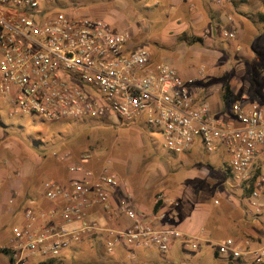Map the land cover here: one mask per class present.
<instances>
[{
	"label": "built area",
	"instance_id": "1",
	"mask_svg": "<svg viewBox=\"0 0 264 264\" xmlns=\"http://www.w3.org/2000/svg\"><path fill=\"white\" fill-rule=\"evenodd\" d=\"M71 1L0 0V95L8 98L11 115L37 116L47 124L92 119L141 123L158 131L175 157L200 148L209 155L225 149L234 182L242 191L252 184L249 199L259 200L264 192V101L244 97L225 114L214 115L187 79L173 66L156 63L132 34L115 32L101 19L65 13ZM225 36L233 40L236 33L226 31ZM56 158L72 160L70 153ZM68 171L73 178L67 183L45 185L52 207L30 206L23 226L14 227L11 264L55 259L94 236L102 238L97 247L105 255L130 249L166 255L175 242L198 250L196 241L170 227L165 212L139 209L111 169L71 162ZM118 190L125 198L115 205ZM162 202H168L165 196L154 206ZM216 252L264 264V244L251 250L228 239Z\"/></svg>",
	"mask_w": 264,
	"mask_h": 264
},
{
	"label": "rangeland",
	"instance_id": "2",
	"mask_svg": "<svg viewBox=\"0 0 264 264\" xmlns=\"http://www.w3.org/2000/svg\"><path fill=\"white\" fill-rule=\"evenodd\" d=\"M160 1L72 0L64 10L72 17L101 19L112 25L115 32L132 34L136 45L150 50L156 63L173 66L187 79L188 87L199 100L208 102L211 97V103L221 106L224 86L229 85L236 98L247 93L252 99L264 101V41H255L263 24L250 27L253 40L249 37L218 39V35H214L213 45L193 44L194 37L181 36L180 31L171 29L169 9L163 4L157 5ZM0 145L19 150L25 160L41 163L39 168L45 173H48L46 170H65L71 162L97 171L105 167L111 169L122 184L134 188L138 194H145L147 203L167 195L170 201L163 202L169 205L165 213L170 227L175 229L187 219L186 202L190 201L192 208L199 204L211 211L209 230L217 227L213 225L216 222L227 224L231 215L218 214L226 205H231L244 211L249 219L262 222L259 228L264 231V192L259 200H249L243 191L231 189L234 180L228 157L217 153L209 155L203 149L172 156L165 149L159 132L141 123L124 125L121 121L114 124L106 119H92L47 124L37 116L11 115L8 98L0 95ZM66 153L71 154V162L60 163L56 157ZM87 155L91 160L86 162L83 157ZM213 164L215 168L211 170ZM173 191L181 196L180 200L173 199ZM29 207L27 203L24 210ZM228 231L231 233L230 229ZM222 235L223 231H218L212 237L196 240L197 251L185 249L180 242H175L166 257L156 250H146L147 264H239L228 262L223 255L216 256L218 244L226 239L222 240ZM96 247L83 243L78 255L69 258L67 255L66 259L69 264H124L125 258L119 251L110 256ZM7 260V255L0 256V263Z\"/></svg>",
	"mask_w": 264,
	"mask_h": 264
},
{
	"label": "crops",
	"instance_id": "3",
	"mask_svg": "<svg viewBox=\"0 0 264 264\" xmlns=\"http://www.w3.org/2000/svg\"><path fill=\"white\" fill-rule=\"evenodd\" d=\"M215 1L216 0H161V4L158 3L157 5L163 4L165 7H168L170 21H172L171 29L180 31L181 36L190 35L196 39H202L200 43L202 45H213L214 42L212 41V37L214 35H218V39H227L225 32L233 30L237 35L235 39L241 40L249 37V40H253L254 34L251 33L250 27L253 25L261 27L262 24L264 25V0H223L222 5H218ZM226 28L230 29L227 30ZM256 37H259V39L255 41H264V28L262 31H259ZM244 97H248L250 101H259V99H252L246 93L239 98L235 97L230 106ZM210 100L211 97L208 99V103L214 115L220 116L223 113L225 114L229 109V106L224 102H222L223 104L221 106L217 107L211 103ZM9 149L15 152L13 153L14 155L8 151ZM199 150H202V148L196 149L192 153ZM217 154L222 157H228L225 149L220 150ZM40 164L30 159L25 160L23 154L15 148L0 145V248L10 246L11 239L13 238V226H19V222H21L20 226H23L24 206L27 205V203H29V206H35L38 209H50L52 207V204L48 203L45 199L46 183L55 180L60 182V184H64L73 178V175L68 171V167L65 170L59 169V171L45 169L48 172L45 173V171L39 168ZM213 168H215L214 164L210 166L211 170ZM202 173L205 172L203 171ZM232 188L236 189V191H242L235 182L231 185V189ZM128 190L139 209L145 211L154 210V199H150V202L147 203L145 200H147L148 197H146L145 194L136 193L134 188H128ZM173 192H170L174 197L173 199L175 201L180 200L181 196H178L177 192ZM165 197L170 201L167 195H165ZM169 197L171 196L169 195ZM231 197L234 199V194H231ZM124 198V195L119 190L113 194L115 205L124 200ZM217 202L219 201L217 200L216 204ZM164 203L162 202L158 213L168 212L169 205ZM186 203V210L189 211V215L183 223L179 224L178 230L190 240L196 241L203 237H212L215 232L223 231L224 235H222V240L225 238L227 240L234 239L238 241L239 246L244 249L254 250L264 244V231L262 228H259L263 223L259 222L257 219H249L244 211L242 212L231 205H226L218 215H231L230 219L227 220V224L220 225V223L216 222L213 225H217V227L214 230H209L208 224H210L211 221V211L208 210V208H203V206L199 204H195L194 208H192L190 201ZM182 205L183 202H181V205L178 207L179 210H181ZM229 229L231 233H228ZM101 239L100 236L94 241L92 238H88L83 243L88 244L89 242L97 246V244L101 242ZM175 244L176 243L173 244L171 251L174 249ZM79 247L80 246H74L65 251L60 257H56L52 260H41L36 258L32 260L30 264H42L45 262L69 264L67 259L71 255H78ZM96 248L98 250V247ZM121 251L124 253V264L148 263L149 258L145 254L146 250L130 249ZM166 256L168 255L166 254L164 257ZM223 256L225 257V255ZM100 257L102 258L103 256L101 255ZM217 257L220 258V256ZM128 259H130L129 263H126ZM225 259L231 263L236 261L228 257H225ZM237 262L239 263V261ZM0 264H2V262ZM3 264H9V257Z\"/></svg>",
	"mask_w": 264,
	"mask_h": 264
},
{
	"label": "trees",
	"instance_id": "4",
	"mask_svg": "<svg viewBox=\"0 0 264 264\" xmlns=\"http://www.w3.org/2000/svg\"><path fill=\"white\" fill-rule=\"evenodd\" d=\"M201 42H202V39L193 38V44L201 43ZM233 94L234 93H233V91H232V89L230 88L229 85L224 86V94H223L222 98H223V102L227 106H229V107H230V104L235 99V97L233 96ZM254 180H255V177L252 178L251 182H254ZM252 189H253V185L252 184H251V187L250 188H248L247 186H246V188H244L243 193H244V197L245 198H247V199L250 198ZM161 204L162 203H159V204H157L154 207V212L155 213H158L159 212L160 207H161ZM96 238H97L96 236L92 237L93 241L96 240ZM118 253H120V255H121L122 258L124 257L123 256V254H124L123 251L120 250ZM13 254H14V251H13L12 248H9V247H6V248H3L2 247V248H0V255H7V257H9V264L12 263V256H13ZM112 255H115V254H112ZM112 255H110V256H112ZM216 256H219V254L217 252H216ZM42 264H54V262H45V263H42ZM239 264H246V263L243 260H240L239 261Z\"/></svg>",
	"mask_w": 264,
	"mask_h": 264
}]
</instances>
